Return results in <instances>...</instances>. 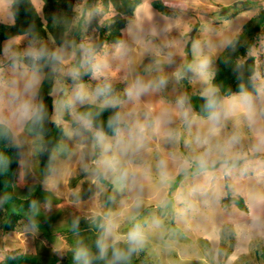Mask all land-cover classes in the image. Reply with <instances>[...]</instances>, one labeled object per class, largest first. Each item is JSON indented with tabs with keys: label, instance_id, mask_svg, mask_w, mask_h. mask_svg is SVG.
<instances>
[{
	"label": "rangeland",
	"instance_id": "374dc122",
	"mask_svg": "<svg viewBox=\"0 0 264 264\" xmlns=\"http://www.w3.org/2000/svg\"><path fill=\"white\" fill-rule=\"evenodd\" d=\"M32 1L36 3L39 13L44 15L45 1ZM153 1L156 0L139 2L145 3L141 7L148 5L154 9L149 10L142 21L135 20L136 10L133 14L122 13L126 18L125 26L121 29L124 38L120 42H104L100 45L97 43V36L101 33L97 25L104 24L105 19L118 13L114 11L115 6L109 2L96 15L93 7L98 5L97 0H76L78 3L74 9L79 23L66 32L63 43L73 42L74 46L81 43L91 45L94 53L106 61L107 67L103 71L120 93H123L129 82L125 79L126 76L131 79L139 74L148 78L162 70L169 78L167 87L161 92L142 97L141 106L174 105L178 95L188 96V85L183 82L184 78H187L191 90L200 94L207 86L205 79L185 67L196 59L193 44L199 43L200 54L208 57V71L212 72L217 55L242 31L248 21L264 9V0H160L168 12L164 14L152 4ZM12 2L13 0H0V21L8 24L14 22ZM87 2L89 8L84 9ZM102 12L106 13L103 15ZM83 28L86 31V36L82 33L85 37L81 35ZM39 39L49 48L63 45L55 42L52 34L48 38ZM31 40L29 33H23L5 40L3 48L12 41L13 49L23 51ZM121 44L127 45L129 50L118 55L117 46ZM106 45L109 46L108 49ZM251 53L255 55L260 68L258 73L264 77V31L258 36ZM2 54L3 51L0 59ZM80 57V49L76 47L69 65L79 62ZM177 71L183 72L178 80L174 76ZM83 72H90L85 84L94 86L98 82L92 77L90 68ZM56 76L58 78L59 74ZM63 81L70 85L65 86L66 92L70 94L74 82L70 76H65ZM56 84L57 79L52 91L54 100L57 98L54 92ZM0 113L7 115V109L2 104ZM52 118L59 120L58 123L64 127L56 112ZM63 120H67V117ZM27 126L14 125L12 128L14 142L21 146V163L14 190L21 197L35 191L43 194L34 205L32 214L24 211L25 216L14 231H5L0 226V262L6 256L34 252L42 255L43 263L57 256L58 260L54 264H64L71 253L75 256L78 249L87 248L90 252L89 264H107V259L111 256L110 250L108 257L101 258L99 252L84 245L87 241L96 242L100 235V216L97 214L122 211L129 193L127 190L118 191L113 188L110 201H106L105 193L109 187L102 181H93L91 171L83 167L87 160L82 161L79 153L58 151L60 144L44 159L43 140L38 139L42 135L31 132ZM231 127L230 122L228 129ZM241 129L244 133L242 150L247 152L253 140V132L243 124ZM62 141L75 147L76 141L69 140L65 134L60 143ZM152 147L154 154L155 145ZM161 147L168 150L167 145L162 144ZM179 148L183 151L182 143ZM228 181L231 182L232 189L235 181L238 187L236 189L246 196L249 202L245 206L240 205L239 201H232L229 205L223 203ZM190 183V180L177 176L167 189V204L161 207L155 176L145 180L143 202L136 220L142 223L148 221L150 224L152 218L156 217L161 220V225L157 228L145 224L144 244L131 256L138 261L128 260L126 264H147V260L152 264H264L261 256L264 249V170L250 168L243 175L237 172L228 177V180L227 177L221 178L218 183L223 194L219 205L214 208L206 206L202 197L192 198L187 195ZM253 217L256 218L258 231L248 227L253 224ZM131 223V220L121 217L118 232L126 233ZM70 228L76 229L70 231ZM73 260L82 264L75 257Z\"/></svg>",
	"mask_w": 264,
	"mask_h": 264
},
{
	"label": "clouds",
	"instance_id": "9594fccd",
	"mask_svg": "<svg viewBox=\"0 0 264 264\" xmlns=\"http://www.w3.org/2000/svg\"><path fill=\"white\" fill-rule=\"evenodd\" d=\"M49 36L51 33L45 38ZM104 42L108 43L97 41L100 45ZM12 44L9 41L4 46L0 59V104L7 109V115L0 113V130L11 131L14 125L32 128L42 125L47 108L39 98V90L47 65L51 73L59 74L53 108L64 123L65 136L76 141L74 148L62 141L58 151L79 153L82 161L87 160L83 167L91 171L94 182L106 180L116 190L129 193L122 211L97 214L101 232L96 246L101 258L108 257L111 251L107 264H126L143 246L145 224L149 222L142 223L136 217L143 202L145 180L153 175L161 207L168 202V187L181 176L191 181L187 190L189 197H202L206 206L214 208L223 194L218 183L221 178L237 172L243 175L250 168L264 170V77L258 72L249 77L252 90L241 83L237 92L222 95L219 86L211 83L215 72L208 71V57L200 54L199 43L195 42L196 59L187 67L207 84L199 94L204 99L202 109L206 114L201 118L202 115L192 111L186 94L178 95L174 105L141 106L142 97L167 87L169 78L162 70L148 78L139 74L131 79L126 76L129 82L120 93L103 71L106 61L98 57L89 44L74 46L73 42H66L53 49L33 38L23 51L13 49ZM76 47L81 52L80 60L69 65ZM128 50L127 45L121 44L116 54L123 55ZM89 68L92 77L98 80L94 86L81 81L82 70ZM181 75V71L174 73L177 80ZM65 76H70L74 82L70 94L63 83ZM105 111L109 114L106 121H102L100 117ZM65 116L67 120H63ZM241 124L253 132L247 152L242 150ZM181 143L184 151L179 148ZM162 144L168 146L167 151ZM121 217L132 221L124 234L118 232ZM255 219L253 217V224L248 227L258 231ZM160 225L161 220L156 217L149 224L157 228ZM75 259L89 264V250L78 249Z\"/></svg>",
	"mask_w": 264,
	"mask_h": 264
},
{
	"label": "trees",
	"instance_id": "16d2710c",
	"mask_svg": "<svg viewBox=\"0 0 264 264\" xmlns=\"http://www.w3.org/2000/svg\"><path fill=\"white\" fill-rule=\"evenodd\" d=\"M44 1V15H42L39 13L32 0H13L11 6L15 18L14 22L8 24L0 21V54L3 51L5 40L23 33H29L32 39L45 38L48 33H51L55 38V42L58 44L64 43L66 32H69L73 27L78 26L79 22L76 20L77 12L74 9V6L78 2H76V0ZM91 1L92 0H88V2ZM97 1L98 5H95V8L93 7L94 13H97L96 15H99V10L103 6H107L109 2L111 5L115 6L114 11L118 12L112 18L109 17L110 19H105L104 24L98 23L97 27L101 34H99L100 36H97V39H101V42L105 40L108 43L120 42L122 39L121 29L126 23V18L122 13L133 14L141 0H120L119 2L118 0ZM88 2L85 4L84 9L89 8ZM152 4L162 13L168 14L165 5H163L160 0L153 1ZM109 9L110 7H108V10ZM103 13L105 14L106 12H102V14ZM263 31L264 9L248 21L244 25L242 31L237 34L217 55L212 70V72H215V75L212 78V83L219 86L222 95L237 92L241 83H244L249 90H252L249 77L253 73L258 72L260 68L256 63V57L251 53V50L256 43L258 36ZM82 33L86 36L85 28H83L81 32V35L83 36ZM44 72L46 73V77L41 84L39 98L46 105L47 115L42 125L35 128L27 126V128H29L31 132L42 135V147L44 149L42 154L44 159H46L48 158L49 153H52V150L60 144L61 138L64 136V127L61 123H58L59 120L52 118L55 113L53 108L54 99L52 91L57 76L56 74L51 73L50 68L47 65L44 68ZM89 73L85 74L82 71L81 81L88 80L90 76ZM183 82L188 85L187 94L191 107L197 114L205 116L206 114L202 109L204 103L203 97L191 90L187 78H184ZM63 83L65 86L67 85V87L70 86L66 81H63ZM108 114L109 112L105 111L100 119L106 121ZM182 149L184 151V148ZM20 153L21 146L14 142L12 130H0V189L4 193V196L0 198V226L5 231L9 232L14 231L21 219L24 218V211L32 214L34 205L38 203L37 201L43 194L40 191H35L26 197H21L15 192L14 184L21 163ZM102 182L109 187L105 193V200L109 202L112 197L111 191L114 186L106 180H103ZM230 186L231 182L228 181L226 184V196L223 197V203L229 205L232 201H239L240 205L245 206V196L234 192V189ZM74 229L76 228H70L69 230L72 231ZM84 246H88L93 251L99 252L95 241L94 243L87 241ZM261 253V256L264 258V249ZM74 257V253H71L67 256L64 264H77L73 260ZM57 260V256H53L49 262L43 263V257L41 254L25 252L16 254L15 256H6L0 264H54ZM129 261L136 262L138 259L130 257ZM147 264L152 263L147 260Z\"/></svg>",
	"mask_w": 264,
	"mask_h": 264
},
{
	"label": "crops",
	"instance_id": "0c3cea01",
	"mask_svg": "<svg viewBox=\"0 0 264 264\" xmlns=\"http://www.w3.org/2000/svg\"><path fill=\"white\" fill-rule=\"evenodd\" d=\"M143 4H145L144 2L142 3V4H138L137 5V7H136V11H135V20H140V21H142L143 19H145L146 18V16H147V13L149 12V10H154V9H151L150 7H148V5L147 6H143V7H141ZM35 5H36V3H35ZM145 8H147V10H145ZM154 8V7H153ZM162 16H164V15H162ZM164 17H166V16H164ZM164 21H165V19H164ZM165 23H166V21H165ZM164 23V24H165ZM122 38H124L123 36H122ZM108 47L109 46H107L106 45V48L108 49ZM227 179H228V177H227ZM233 185H234V191L236 192V193H239L240 195H243L242 194V192L240 191V190H238V189H236V188H238L237 186H236V184H235V181H233ZM245 196V195H244ZM245 198V203L247 204L249 201L247 200V198H246V196L244 197ZM255 201H257V198H256V200Z\"/></svg>",
	"mask_w": 264,
	"mask_h": 264
},
{
	"label": "water",
	"instance_id": "95a60500",
	"mask_svg": "<svg viewBox=\"0 0 264 264\" xmlns=\"http://www.w3.org/2000/svg\"><path fill=\"white\" fill-rule=\"evenodd\" d=\"M4 196L3 191L0 189V198H2Z\"/></svg>",
	"mask_w": 264,
	"mask_h": 264
}]
</instances>
